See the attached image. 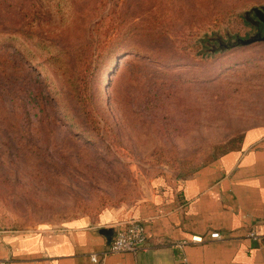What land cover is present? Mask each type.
I'll return each instance as SVG.
<instances>
[{"label": "rangeland", "instance_id": "1", "mask_svg": "<svg viewBox=\"0 0 264 264\" xmlns=\"http://www.w3.org/2000/svg\"><path fill=\"white\" fill-rule=\"evenodd\" d=\"M264 0H0V229L134 206L264 127ZM237 144V145H236Z\"/></svg>", "mask_w": 264, "mask_h": 264}, {"label": "crops", "instance_id": "2", "mask_svg": "<svg viewBox=\"0 0 264 264\" xmlns=\"http://www.w3.org/2000/svg\"><path fill=\"white\" fill-rule=\"evenodd\" d=\"M168 184L160 182L134 206L111 207L63 227L0 229V261L94 264L96 254L102 264H264V249L248 236L264 233L263 126L246 130L239 148ZM129 220L145 225L148 248L110 254ZM215 232L220 239L211 238Z\"/></svg>", "mask_w": 264, "mask_h": 264}, {"label": "built area", "instance_id": "3", "mask_svg": "<svg viewBox=\"0 0 264 264\" xmlns=\"http://www.w3.org/2000/svg\"><path fill=\"white\" fill-rule=\"evenodd\" d=\"M211 238L220 239L221 235L217 232L212 233ZM248 236L256 240L260 247L264 249V233L258 231H251ZM149 236L145 225L138 220H129L123 227H121L116 234L114 241L109 246V253L122 254V253H139L145 251L149 245ZM193 242L202 243V237L193 238ZM92 263L102 264L96 254L90 256ZM0 264H6L0 261Z\"/></svg>", "mask_w": 264, "mask_h": 264}, {"label": "water", "instance_id": "4", "mask_svg": "<svg viewBox=\"0 0 264 264\" xmlns=\"http://www.w3.org/2000/svg\"><path fill=\"white\" fill-rule=\"evenodd\" d=\"M257 9H255V11H256ZM258 11V10H257ZM259 13H261V15L259 16V18L261 19V21H263L264 22V16L262 15V12H260V11H258ZM256 41H264V37H262L261 35H259V37H257V38H255V39H251V40H239L238 41V43L240 44V45H249V44H252V43H254V42H256ZM106 232H112V230H110V231H106Z\"/></svg>", "mask_w": 264, "mask_h": 264}, {"label": "trees", "instance_id": "5", "mask_svg": "<svg viewBox=\"0 0 264 264\" xmlns=\"http://www.w3.org/2000/svg\"><path fill=\"white\" fill-rule=\"evenodd\" d=\"M234 141H235L237 144H239V145H238L236 148H231L230 150L224 152L223 155L226 154V153H228L229 151H232V150H235V149L239 148L240 143H241V141H242V137H241V138H238V139H236V140H234ZM237 144H236V145H237ZM99 214H100V213H99Z\"/></svg>", "mask_w": 264, "mask_h": 264}]
</instances>
